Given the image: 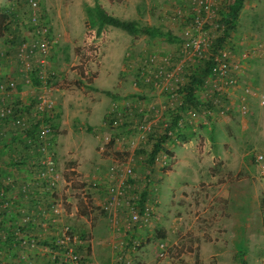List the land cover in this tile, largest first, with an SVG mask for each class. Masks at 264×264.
<instances>
[{
	"label": "rangeland",
	"instance_id": "rangeland-1",
	"mask_svg": "<svg viewBox=\"0 0 264 264\" xmlns=\"http://www.w3.org/2000/svg\"><path fill=\"white\" fill-rule=\"evenodd\" d=\"M37 1L55 41L42 82L62 88L56 93L65 97L59 101L73 129L70 135L65 127L55 131L57 170L64 182L54 200L63 201L66 209L68 199L74 209L85 199V232H75L82 240L80 255L88 264H264V0H244L226 42L233 51L231 64L239 67L230 72L237 84L219 92L210 74L198 87L197 98L199 110L211 109L213 114L199 112L191 118L182 112L181 126L172 128L182 88L206 61L183 49L184 43L199 37L191 29L193 0ZM211 1L218 13L231 2ZM95 4L109 15L140 28H158L178 40L129 35L109 26L97 35L86 15ZM3 10L19 22L0 37V67L24 69L16 48L34 36L27 0H0ZM203 36L208 38L207 33ZM152 54L169 57L172 68L182 64L173 91L144 83L141 70ZM27 65L24 73L30 79L34 59ZM78 114L80 119L96 117L98 123L103 118V124L88 131ZM141 123L151 124L150 132L140 131ZM164 124L172 135L150 167L148 153L153 141L164 135ZM131 139L136 146L127 143ZM115 165L130 167L131 175L114 174ZM130 182L135 188L130 195L140 198L147 191V222H133L126 195L121 206L105 209L116 187L121 184L124 190ZM159 243L167 247L165 257L159 255Z\"/></svg>",
	"mask_w": 264,
	"mask_h": 264
},
{
	"label": "built area",
	"instance_id": "built-area-1",
	"mask_svg": "<svg viewBox=\"0 0 264 264\" xmlns=\"http://www.w3.org/2000/svg\"><path fill=\"white\" fill-rule=\"evenodd\" d=\"M195 12L192 16L191 29L197 30L199 33L198 39L190 40L184 43L183 49L185 53L192 51V56L197 57L199 61L211 60L213 63V71L210 76L213 78V84L215 89L219 92L225 91L229 86H235L237 79L230 77L231 71L239 70L237 65H232L233 51L228 45H223L218 48L217 51H211L212 40L217 38V31L220 27L219 19L220 15L217 9L213 5L211 0H193ZM28 8V22L32 28L33 37L28 40L21 41L16 48V56L21 64L24 63V69L20 67L22 72L29 70L27 62L28 59L33 58L36 64L34 74L39 81L38 86H35V92L33 94V106L29 107L27 111H22V105L17 103L13 97V93L17 90V82L15 80L7 81L6 83H0V119L7 120L17 115H24L30 117L32 124L25 127L26 130H30L33 127L35 130V136L32 137L30 142L35 145L38 153V160L31 163L32 166H36V178L35 180L41 182L50 193L52 202L48 215L46 212H42V225L45 228L50 226L55 227V238L50 242L51 248H44L50 251V257L52 261L58 264H88L84 257L79 253L78 247L81 244L79 236L73 229L60 222L62 214L65 212L63 201H56L55 190L59 181V172L57 170V163L55 157V149L53 144V116L55 114V103L50 97V87L43 84V80L46 76V66L48 65L47 55L55 43L51 38L50 29L42 19V8L38 4L37 0H27ZM208 26V27H207ZM204 27H207L203 30ZM207 33L208 38L202 39L203 34ZM204 46V49H201ZM210 50L207 52V49ZM192 49V50H191ZM188 58H191L189 56ZM145 63L147 66L141 70V77L145 84L151 85L154 89H162L167 91L174 90V84L179 81V76L182 73V64L175 66H169V57H159L156 54H152ZM151 73V74H150ZM25 81L29 84L31 81L28 76L25 77ZM184 96V94H183ZM261 99V98H260ZM182 103V102H181ZM261 104H264V100L261 99ZM181 105V104H180ZM243 108V107H242ZM187 114L191 118H195L199 112H202L205 116H211L213 111L211 109L199 110V108H191L186 110ZM155 112H158L155 110ZM185 112V111H184ZM223 112V111H222ZM221 112V113H222ZM182 112H179V114ZM157 116V115H155ZM28 119V118H27ZM29 122V120L27 121ZM181 126L180 120L177 122L176 127ZM165 133L169 136L172 135L170 129L164 124ZM138 129L145 132H150L151 124H140ZM131 146H136L137 142L130 140L127 142ZM261 157H258L260 159ZM114 174L121 173L124 177H129L132 173L130 167H124L123 169L119 165H115L111 168ZM264 175V171H262ZM126 189H122V185L119 184L116 187L115 197L113 201L105 207L107 210L111 207H118L123 204L121 196H127V204H131L130 217L134 223L143 221L147 222L148 217L151 214V209L147 203L144 204L143 213H139L138 201L139 197L136 194L130 195L135 188L131 182ZM4 191L3 189H0ZM25 194L29 192L28 189H24ZM2 193V192H1ZM125 193V194H124ZM54 200V201H53ZM60 202V203H59ZM63 203V205H62ZM11 201L9 199L0 197V218L2 214L10 209ZM28 218V217H27ZM29 219V218H28ZM30 220V219H29ZM23 221L28 222L26 218ZM60 223V225L57 223ZM55 225H58L57 227ZM2 233L0 226V234ZM2 237H6L5 234ZM27 242L31 248L40 247V242L35 237H27ZM24 243V239H23ZM159 255L160 257L166 256L167 247L163 243H159ZM52 254V255H51Z\"/></svg>",
	"mask_w": 264,
	"mask_h": 264
},
{
	"label": "crops",
	"instance_id": "crops-1",
	"mask_svg": "<svg viewBox=\"0 0 264 264\" xmlns=\"http://www.w3.org/2000/svg\"><path fill=\"white\" fill-rule=\"evenodd\" d=\"M26 76L20 68L0 67V79L6 82L11 80L17 82V91L13 93L17 103L29 107L30 104H34L33 94L36 85L34 83V71L30 74L32 80L30 78L31 82L29 84L24 80ZM49 86L52 90L51 98L57 109L58 104H60L59 98L62 102L65 100L62 94L56 93L62 88L58 86L55 89V84ZM59 107L58 113L55 109L56 117L53 116L52 120L53 140L54 136L56 137L55 131L59 130V127L67 128L68 135L73 133V129L70 128L71 121L68 119L69 114L66 106L60 104ZM78 119L80 124H85L91 128L103 124V118L98 123L96 117L95 119H86V116H83L80 119L78 114ZM28 120L29 122H27ZM29 124H32L30 117L24 115H17L7 120L0 119V189H3L4 186V191L0 190V197L11 201L10 209L4 212L0 218L2 230L0 234V264H52L53 262L50 252L44 248H51L50 242L55 238L57 231L53 226L45 228L42 225L43 218L41 215L43 211L47 215L49 214L52 197L50 193L48 194L46 187L35 180L37 167L32 166L31 163L38 160V153L35 145L30 142L32 137L35 136L34 128L30 127L28 132L25 129ZM61 182L64 181H58V189H60ZM24 189H28L29 192L25 194ZM68 191L66 192L67 196H70ZM60 197L63 198V195ZM84 201L85 199H82L80 204L78 203L73 209L67 199L65 214H62L59 218L60 222L62 219L78 235H82L86 228L87 215L83 205ZM24 218L28 222L23 221ZM57 223L60 225L58 221ZM3 234L6 237H2ZM27 237H35L40 242L39 249L31 248L26 240ZM92 241L90 243L91 247L93 246Z\"/></svg>",
	"mask_w": 264,
	"mask_h": 264
},
{
	"label": "trees",
	"instance_id": "trees-1",
	"mask_svg": "<svg viewBox=\"0 0 264 264\" xmlns=\"http://www.w3.org/2000/svg\"><path fill=\"white\" fill-rule=\"evenodd\" d=\"M244 0H231V2L225 6L224 10L219 11L220 19L219 25L221 27V35L214 40V44L211 47V51H217L218 48L226 44L230 33L236 29L238 24V18L240 10L243 8ZM5 10V9H4ZM3 10V11H4ZM0 12V37L5 32H11L13 28H18L19 18L13 14L9 16L5 11ZM7 12V11H6ZM86 15L90 26L95 28L97 35L106 27H113L128 33L129 35H137L139 33L145 34L150 37H164L169 41L178 40L171 36L168 32H161L158 28L143 27L140 28L136 22L121 20L115 16L109 15L99 4H95L94 7H88L86 9ZM213 71V63L211 60L204 61V64L199 67L196 74L191 76L187 84L182 88L184 94L182 103L178 109V112H184L191 108H198L200 106L197 91L204 83L206 79ZM35 73V72H34ZM35 86H38V79L34 78ZM107 94H109L107 92ZM209 106V105H208ZM181 110V111H180ZM180 120V114L176 113L173 116L172 122L168 128L176 127L177 122ZM88 131L92 128L87 126ZM29 130H26L28 132ZM170 136L166 133L159 136L153 141L151 150L148 153L147 165L153 166L156 158L164 151L166 143L169 142ZM147 198V191L144 190L140 193L138 204L140 206L139 213H143V207ZM262 208L264 209V198L262 199ZM240 264H245L243 261Z\"/></svg>",
	"mask_w": 264,
	"mask_h": 264
}]
</instances>
